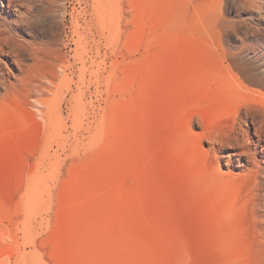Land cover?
<instances>
[{"label":"rangeland","instance_id":"374dc122","mask_svg":"<svg viewBox=\"0 0 264 264\" xmlns=\"http://www.w3.org/2000/svg\"><path fill=\"white\" fill-rule=\"evenodd\" d=\"M10 37L0 264H264V0H33Z\"/></svg>","mask_w":264,"mask_h":264},{"label":"bare ground","instance_id":"6f19581e","mask_svg":"<svg viewBox=\"0 0 264 264\" xmlns=\"http://www.w3.org/2000/svg\"><path fill=\"white\" fill-rule=\"evenodd\" d=\"M3 6L10 7V10L8 11L15 12L16 17L9 19L5 16L4 13L7 12V9L2 8ZM32 8L33 0H8V3L6 0H0V50L3 53L16 57L18 56L17 50L11 45L10 36L15 34L16 26L26 25L29 23L32 17ZM4 81L5 80L0 79V83H4ZM40 101L41 100H39V103ZM257 133L259 135V140H264V124L257 127Z\"/></svg>","mask_w":264,"mask_h":264}]
</instances>
